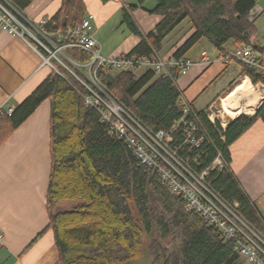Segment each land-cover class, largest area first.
<instances>
[{"label": "trees", "instance_id": "obj_1", "mask_svg": "<svg viewBox=\"0 0 264 264\" xmlns=\"http://www.w3.org/2000/svg\"><path fill=\"white\" fill-rule=\"evenodd\" d=\"M34 1L14 0L24 10ZM147 1L139 0L137 6L123 11V23L141 40L129 55L159 54L164 40L186 19L195 33L175 52V59L184 58L202 39L224 52L230 41L237 46L249 45L255 34L250 18L255 0H154L156 6L147 11L162 20L146 34L131 12ZM85 16L83 0H63L49 26L63 33L67 27L81 24ZM66 53L79 64L91 60L89 54L78 49ZM58 69L59 73L51 69L11 116L0 111V147L44 101H51L49 228L54 232L61 264H134L143 252L144 234L154 239V264H243L230 243L221 241L169 192L161 176L141 166L125 143L109 134L100 114L85 107L84 87L70 72ZM244 69L254 85L264 84L262 76ZM103 78L115 98L152 132L166 131L181 119L178 70H171L169 76L147 70L140 78L133 71L103 74ZM200 116L209 139L200 149L181 147L178 151L185 162L203 173L211 167L218 151L231 164L230 147L258 121L264 122V104L252 116L233 118L225 131L219 123L210 122L205 113ZM182 142L178 132L172 147H180ZM207 182L230 204L238 203L245 218L261 226L264 216L231 169L210 172ZM69 202L78 205L71 210L60 208Z\"/></svg>", "mask_w": 264, "mask_h": 264}, {"label": "crops", "instance_id": "obj_2", "mask_svg": "<svg viewBox=\"0 0 264 264\" xmlns=\"http://www.w3.org/2000/svg\"><path fill=\"white\" fill-rule=\"evenodd\" d=\"M86 16L92 14L93 34L101 44L102 55L119 57L132 52L140 38L123 23L124 9L130 10L139 0H83ZM63 0H35L25 9L34 20L50 21L62 7ZM250 13L255 34L250 40L254 49L264 52V0H255ZM156 6L148 0L131 16L144 33L155 30L162 17L150 14ZM195 33L189 19L183 21L163 42L159 56L172 58L175 52ZM233 41L221 52L207 39L199 41L184 58L195 65L179 76L177 85L182 97L193 107L206 113L212 103H226L227 97L242 83L248 82L252 92L236 99L235 107L248 109L240 115L256 114L258 95L264 89L254 85L243 66L225 65L218 58L238 48ZM215 59L210 66L201 64L202 53ZM143 69V68H142ZM134 72L140 78L147 70ZM42 67L41 56L24 40L0 28V111L17 108L50 75ZM231 88H235L231 91ZM257 90H256V89ZM230 92L223 99V96ZM264 102V101H263ZM219 106V105H218ZM52 105L44 101L34 114L0 147V264H61L54 232L49 228L48 190L52 168L51 120ZM232 119L239 116L228 114ZM227 123V127L229 125ZM230 169L264 216V122L258 121L230 147ZM78 203L60 206L71 210Z\"/></svg>", "mask_w": 264, "mask_h": 264}, {"label": "built area", "instance_id": "obj_3", "mask_svg": "<svg viewBox=\"0 0 264 264\" xmlns=\"http://www.w3.org/2000/svg\"><path fill=\"white\" fill-rule=\"evenodd\" d=\"M89 14L81 24L69 26L63 33L54 31L47 20H34L14 0H0V28L11 36L24 40L42 58V67L59 73V67L66 62L75 65L81 75V83L86 91L84 105L97 111L102 122L109 127V134L116 135L136 156L141 166L154 170L166 184L169 192L180 198L186 210L197 215L204 224L223 242L233 246V252L243 264H264V218L261 226H256L240 212L238 203L230 204L207 182L214 170H230L221 151L211 167L198 173L179 154L181 147L198 148L209 139L200 112L181 96L182 117L167 131L152 132L141 125L128 108L109 91L103 74L133 71L141 68L152 70L158 76H169L171 70H178L179 76L186 75L195 64L186 59H165L155 54L140 57L125 54L119 57H105L102 47L93 34ZM68 49H78L91 56L84 64L74 62L66 53ZM225 65L240 63L254 70L264 78V53L251 45L242 44L230 54L218 58ZM215 59L202 53L201 64L210 66ZM264 89L263 83L257 84ZM222 108L212 103L205 113L213 124L219 123L225 131ZM14 109L6 112L11 116ZM181 132L183 142L173 148L176 135ZM225 141L224 135L221 136Z\"/></svg>", "mask_w": 264, "mask_h": 264}, {"label": "rangeland", "instance_id": "obj_4", "mask_svg": "<svg viewBox=\"0 0 264 264\" xmlns=\"http://www.w3.org/2000/svg\"><path fill=\"white\" fill-rule=\"evenodd\" d=\"M62 68L67 70L68 72H70V74H72L78 80V82L81 84V81H80L81 75H80L79 71L76 69L75 65H73L72 63H69V61H67L66 62V67H62ZM143 69L147 70L146 68H143ZM143 69L141 71H143ZM133 71H135V70H133ZM117 73L118 72H115L114 75H116ZM231 89H232L231 91H233L235 88H231ZM229 93L230 92H227V94H225L223 96V99H225L229 95ZM241 96H243V95L242 94L241 95L240 94L236 95V97H234L232 99V102L236 105V101L235 100L239 99ZM217 105H219V109L222 108L221 111H222V114H223V116H222L223 120H225L227 123H229V121L232 120V119L224 112V109L222 107V102L220 101V103L219 104L217 103ZM247 111H248V109H247ZM245 115H248V114H245ZM153 242H154V239L146 236L145 234L143 235V239H142V251L143 252L141 253V257L138 260V262H136L134 264H154V256L151 254V252H152L151 249L153 248Z\"/></svg>", "mask_w": 264, "mask_h": 264}, {"label": "bare ground", "instance_id": "obj_5", "mask_svg": "<svg viewBox=\"0 0 264 264\" xmlns=\"http://www.w3.org/2000/svg\"><path fill=\"white\" fill-rule=\"evenodd\" d=\"M237 64H240V63H237ZM240 65H242V64H240ZM243 66V65H242ZM66 67V66H65ZM244 68H246L245 66H243ZM82 84V83H81ZM252 92V89H251V86H250V84L248 83V82H244V83H242L241 85H239L235 90H234V92L230 95V96H228L227 97V100H226V103H224L223 105H222V107H223V109H224V112L228 115V114H232L233 116H241L240 114H242L243 112H247V109L246 108H244V107H235L234 105V103L232 102V99L234 98V97H236V95H238V94H242V95H248V94H250ZM236 101V100H235ZM263 101H264V94H263V96H262V98H260L259 97V95H258V98L256 99V108H258L262 103H263ZM201 114V113H200ZM136 118V117H135ZM237 118V117H236ZM136 120H138L137 118H136ZM138 122L141 124V125H143L144 127H146L144 124H142L139 120H138ZM224 123H225V125H226V121H223ZM174 126V125H173ZM172 126V127H173ZM171 127V128H172ZM147 128V127H146ZM170 128V129H171ZM170 129H168V130H170ZM167 131V130H166ZM134 155V154H133ZM135 156V155H134ZM136 157V156H135ZM138 160V159H137ZM140 164V163H139ZM144 167V166H143ZM147 169H149V168H147Z\"/></svg>", "mask_w": 264, "mask_h": 264}, {"label": "water", "instance_id": "obj_6", "mask_svg": "<svg viewBox=\"0 0 264 264\" xmlns=\"http://www.w3.org/2000/svg\"><path fill=\"white\" fill-rule=\"evenodd\" d=\"M263 104H264V102H263ZM263 104H262V105H263ZM262 105H261V107H262ZM261 107H260V108H261ZM260 108H259V109H260ZM259 109L257 110V112L259 111ZM257 112H256V113H257Z\"/></svg>", "mask_w": 264, "mask_h": 264}]
</instances>
